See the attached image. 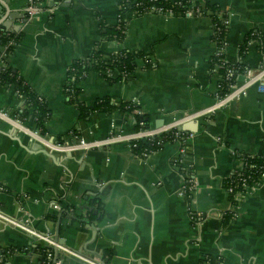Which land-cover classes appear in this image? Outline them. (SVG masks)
<instances>
[{"label": "crops", "instance_id": "obj_1", "mask_svg": "<svg viewBox=\"0 0 264 264\" xmlns=\"http://www.w3.org/2000/svg\"><path fill=\"white\" fill-rule=\"evenodd\" d=\"M5 1L0 18L7 14L5 24L23 31L7 63L45 99L48 132L42 134L51 143L104 139L113 123L125 135L140 127L130 111L80 117L68 98L69 66L97 44L104 57L122 49L146 55L125 81L91 70L78 83L80 101L105 95L132 100L149 127L181 119L193 131L177 166L175 143L148 155L127 140L63 151L25 131L23 126L38 128L23 115L29 109L25 97L14 84L0 82V111L7 114H0L2 209L105 264H264V178L239 194L237 215L223 224V211L233 206L224 180L241 166L240 154L264 156V89L252 84L241 97L220 102L209 62L217 50L212 17L133 11L126 35L116 39L100 27L101 21L117 23L120 0H66L55 8V0H45L28 17V0ZM213 1L230 13L227 57L248 66L263 62L258 37L244 55L239 46L252 30L264 34V0ZM244 79L238 74L233 89ZM16 117L26 118L22 126ZM186 174L195 183L190 195H181ZM57 201L62 209L54 207ZM35 244L29 232L0 221V264H39ZM63 258V264H91L70 253Z\"/></svg>", "mask_w": 264, "mask_h": 264}, {"label": "trees", "instance_id": "obj_2", "mask_svg": "<svg viewBox=\"0 0 264 264\" xmlns=\"http://www.w3.org/2000/svg\"><path fill=\"white\" fill-rule=\"evenodd\" d=\"M43 1L36 0L37 7L44 6ZM66 0H55L56 5H61ZM153 6L161 7V10H153ZM191 8H198V11L203 14H209L215 26L214 39L216 40L219 50L215 52L209 62L210 70L212 73H217L223 78L219 79L221 88L219 95H225L229 90L231 84L235 81L238 74L242 73L246 69V64L240 60L233 62L226 55V43L227 34L229 31V24L227 19L229 12L223 9L220 4L213 0H120L118 13L120 19L115 25H108L106 22L101 21L100 30L106 38L122 39L126 35L127 20L126 17L131 12L144 13L147 11L165 13L168 9H172L174 13H182ZM25 16H30L28 9L25 11ZM7 29H1L0 31V45L6 46L3 50H0V82L5 84H14L21 93L25 95L26 104L28 107L34 108V120L36 124L41 128L43 132H48L47 117L49 115V109L44 98H40L37 90L28 83L20 72L8 63L2 62L4 54H11L14 50L12 41H19L23 36V31L14 30L9 34ZM258 37L260 40L259 51L264 55V34L255 30L247 33L246 38L239 46L240 56L244 55L248 51V47L251 41ZM144 51H130L122 49L112 53L110 57H104L103 52L99 44L95 45L93 50L85 57L75 59L68 68L67 77L65 81V92L68 98L75 102L79 110L80 117H88L91 113L96 111L108 112L113 111L120 112H133L137 119V126L140 125V121L143 120L145 126H149V119L146 118V113L140 111V109L133 103L132 100L115 101L111 96L105 95L98 97L93 103L82 102L78 98L79 87L78 83L86 77L91 70H99L101 74L112 82L125 81L131 77L133 73L136 61L138 57L145 56ZM115 71L114 74H107L104 70ZM231 69V72H230ZM87 73V74H86ZM70 88V89H68ZM25 116L29 115V111L23 113ZM173 137V130L168 133H162L158 138L163 139L164 143H152V141H139L136 150H142L145 147L160 148L163 147ZM242 159V166L236 169L230 177L224 180V185L228 189V197L230 203L236 204L238 200L236 195L238 192L247 188L243 185V178H247V183L253 186L260 182L261 177L264 175V156L254 153H242L240 154ZM233 187L230 189V187ZM101 206L98 207L97 214L100 212ZM94 215V213H93ZM234 217L233 212H230V208L227 209V213L224 215L223 224H227L230 219ZM34 248L45 252L44 255H40V260H45L47 263L42 264H54L53 259L48 257L46 251L49 247L43 242L37 243Z\"/></svg>", "mask_w": 264, "mask_h": 264}, {"label": "built area", "instance_id": "obj_3", "mask_svg": "<svg viewBox=\"0 0 264 264\" xmlns=\"http://www.w3.org/2000/svg\"><path fill=\"white\" fill-rule=\"evenodd\" d=\"M27 9H28L30 15L35 13L39 9L37 7L36 0H28ZM153 10L159 11V10H161V7L153 6ZM197 11H198V8L197 9L191 8V9L187 10L185 12V14H187V13L192 14V13H195ZM165 13H174V11L172 9H168ZM119 19H120V14L118 13L117 14V22ZM227 23L230 26V13H229V16L227 19ZM7 30H8L7 31L8 34H9L11 31L14 30V28H12L10 25L9 26L7 25ZM16 42L17 41L14 40L11 43L15 46ZM3 47L6 48V46H3ZM218 50H219V46L217 44L216 52H218ZM9 55L10 54H4L3 55V57H2L3 63H7V59L9 57ZM111 55H109L107 57H110ZM96 71H99V70H96ZM104 72L107 74H110V75L115 73V71H111L109 69L104 70ZM230 72H231V69H230ZM242 73L244 74V77H245L244 84L242 86L236 88V89H233V87L235 86L236 81H237V77H236L235 81L230 86V90L223 96L219 95V90L221 88V85L218 82L219 79H222L223 77L216 73L218 75L217 96L219 97L221 103H225L227 100H229L231 98L236 99V98L241 97V95H243L247 91L248 87L251 86L252 84L257 85L259 89H264V61L261 62L260 64L254 65V66H248L247 65L246 69ZM10 85H12V84H10ZM68 89H70V88H68ZM17 90L21 96L25 97V95L23 93H21L18 88H17ZM40 98H43V97L40 96ZM27 111H29V115L25 116L23 114L24 117H30L34 120V108L29 107V109ZM0 114L2 117L7 116V114L4 111L3 112L0 111ZM24 117H16L14 120L17 124L22 126L24 119H26ZM181 122H182L181 119H177L172 124L165 125L164 127L151 128L149 126H145L144 121L141 120L140 121V127L137 128V130L134 133H132L131 135L123 134L121 131L118 130L115 123H113V126H112L113 128L111 129L109 135L106 138L89 141V140L85 139L84 137H79L78 141L74 144L51 143L48 139H46L45 135L42 134V130L39 126L35 130H32L31 128L25 127V126H23V128L25 129V131L27 133H31V134H34L36 136L43 137L48 144L53 145L54 147H60L63 149V151L70 150L74 146L83 147L85 149H90V148L101 147V146L107 145V144L112 143V142L117 141V140H127V141H129V143L133 147V149H135V151L141 155H148L150 152L157 150V149H160L162 147L157 148V149L145 147L142 150L137 151L136 147H138L139 141H141V140L149 141L150 140V141H152V143L161 144V143H164V140L160 139L158 137L162 133H168L171 130H173V137L171 138L170 141H168V143H175L178 145V153L175 155V157L173 159L174 165L177 166L178 162L182 160V157L180 156V152H185L188 149L189 138L191 137V134H192L191 131H186L182 128ZM241 166H242V164H241ZM263 178H264V175L261 177L260 181ZM194 183H195L194 177H192L190 174H186L185 178H184V183H183L181 190H180L181 195H190ZM242 183H243V185L247 186V188L242 190V191H245L251 187L247 183V178H243ZM3 188H4V186L0 184V189H3ZM232 188L233 187L231 186L230 189H232ZM242 191L238 192V194L236 195L237 200H238L239 194ZM54 207L57 209L63 208L62 204L58 201L54 203ZM238 207L239 206H238V202H237L236 204H233V206L230 208V212L231 211L233 212L234 217L237 215ZM70 209L73 210L72 207H70ZM226 213H227V210L223 211L224 215ZM0 221L6 222L8 224H12L14 226H17V227L29 232L35 238V242H36L35 246L37 245V243L43 241L49 247V249L46 251V254L48 257L53 259L54 264H63V259H64L63 254L64 253H70V254L77 256V257H79V258H81V259H83V260H85L91 264H105L104 262H102L98 259H94V258L85 256V255L79 253L78 251H75L74 249L60 243L57 239H55L53 237V235L39 231L38 229H35L31 225V223L29 222L28 218H25V219L16 218V217L8 214L6 211H4L1 206H0ZM36 249L37 248H35V251L38 254L39 260H40V255H44L45 252H42V251L40 252V250L37 251ZM42 263H47V261L42 259V260H40L39 264H42Z\"/></svg>", "mask_w": 264, "mask_h": 264}, {"label": "water", "instance_id": "obj_4", "mask_svg": "<svg viewBox=\"0 0 264 264\" xmlns=\"http://www.w3.org/2000/svg\"><path fill=\"white\" fill-rule=\"evenodd\" d=\"M4 4H6V6H8V3L5 0H1ZM7 14H5L2 18H0V28L1 29H7V24H5V21L7 19ZM4 47L3 45H0V50H3ZM191 122H186L185 124L182 125V128H185L184 130L186 131H193V129H191L190 125Z\"/></svg>", "mask_w": 264, "mask_h": 264}]
</instances>
